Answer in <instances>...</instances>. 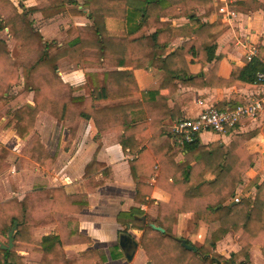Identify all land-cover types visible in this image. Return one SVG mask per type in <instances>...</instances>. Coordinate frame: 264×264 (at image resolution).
<instances>
[{
    "label": "trees",
    "instance_id": "obj_1",
    "mask_svg": "<svg viewBox=\"0 0 264 264\" xmlns=\"http://www.w3.org/2000/svg\"><path fill=\"white\" fill-rule=\"evenodd\" d=\"M72 4L74 7L68 9L67 5ZM75 4V0H38V6L24 7L0 0V32L7 29L26 54L25 59L13 58L6 41L0 38V116H10L6 127L13 124L15 133L25 139L33 129L36 114L48 111L62 122L92 118L99 134L106 129L116 131L122 151L126 153L128 149L134 155L128 163L135 183V202L154 203L149 198L153 186L169 194L167 202L158 201L155 218L138 206L120 211L116 217L125 226L121 232L126 233L128 227L142 231L140 244L148 264H194L195 261L197 264H234L235 254L226 258L215 248L221 237L239 231L240 250L246 255L244 250L259 246L264 256V182L257 185L253 196L240 197L234 204L228 202L235 196L242 174L252 166L253 156L245 147L252 133L233 134L228 144H202L196 134L191 141H182L176 146L171 141L175 134L169 127L160 126L151 111L152 107L165 103L164 97L157 90H148L141 98H134L138 89L133 76L134 69L157 68L164 74L163 85L170 83L173 88L174 81L209 86L212 78L221 86L237 82L251 85L256 72L264 71V62L254 56L244 67L235 68L227 79L217 75L205 79L201 73L190 72L186 57H196L201 64L211 61L224 31L223 23H201L193 12L194 7L204 6L207 9L204 15L209 16L212 0H83L82 7L88 9L91 24L69 28L62 43L43 41L29 15L37 10L44 17L66 10L81 14ZM180 17L188 18L193 25L194 38L162 56L171 38V20ZM111 24L120 25L123 34H118L117 29L111 30ZM62 61L76 68L98 65L117 69L102 72L99 82L91 84L89 96L67 95L58 100L53 90L57 83L63 84L56 74ZM22 66L27 78L20 91L10 93L11 86L18 84ZM121 67L131 69L119 70ZM31 91L33 105L25 102ZM237 104L214 106L225 109ZM166 115L175 122L181 119L170 110ZM179 151L184 153L181 162L175 160ZM6 152L0 145V167ZM21 153L46 169L53 161L35 133ZM101 167L95 159L86 166L89 187L104 184L107 168L101 170L103 179L96 180L91 174ZM141 177H154V185L140 180ZM87 205L85 198L69 195L62 187L37 189L21 200L11 198L1 202L0 241L7 237L14 222L17 226L14 248L0 249V264H25L16 248L28 250L30 257L38 259V264H104L106 256L102 251L90 250L71 259L63 251L66 243L78 238V219L73 215ZM183 213L192 215L195 228L200 223L206 226L204 241L196 250L187 248L186 245L193 244L177 233L178 217ZM55 224L59 226L57 235L44 236L40 241L34 237L36 227ZM111 257L116 259L117 255L111 252Z\"/></svg>",
    "mask_w": 264,
    "mask_h": 264
},
{
    "label": "crops",
    "instance_id": "obj_2",
    "mask_svg": "<svg viewBox=\"0 0 264 264\" xmlns=\"http://www.w3.org/2000/svg\"><path fill=\"white\" fill-rule=\"evenodd\" d=\"M10 1L16 5L13 0ZM18 1L23 3L24 7H32L38 4V0ZM75 1L77 2L75 6L81 14H72L66 10L50 17H44L37 10L29 15L35 20L37 27L32 25L42 35L43 41L56 40L62 43L69 28L91 24L88 18V9L82 7L83 0ZM224 1L236 12V16L229 22H224L217 12L220 0H212L213 7L208 10L209 16L204 15L207 13L204 6L193 8L194 14L200 17L201 23L219 22L224 24L223 34L216 43L215 56L211 61L201 64L196 57H186L190 72L193 74L201 73L205 79L212 75L227 79L235 68L244 67L247 61L243 42L254 44L257 47L255 58L264 62V0ZM73 7V4L67 5L68 9ZM171 23V38L162 50V56L194 38L192 35L193 25L188 18H175L171 20ZM110 27L113 31L117 29L118 34H123L120 25L117 27L116 24H111ZM60 31L65 32L62 40L59 39L62 35ZM152 31L153 29L150 30V32ZM9 38V40H5L8 49L12 46L10 43H16L11 36ZM218 56L220 57L215 66ZM115 69L117 68L98 65L76 68L62 61L56 70V74L64 85L55 84L56 88L53 92L57 95L58 100L65 99L67 95L87 97L89 96L88 92L91 91V84H97L101 79L100 74ZM129 69L131 67H121L119 70ZM133 76L138 89V92L133 94L134 98H141V95L148 90H157L159 95L164 97L165 103H160L158 107H152L151 111L154 117L159 120L160 126L170 129L176 122L173 117L166 115L167 110L178 114L181 119L192 118L207 107L221 106L222 104L229 106L234 102L239 104L249 95L264 93V85H245L237 82L229 86H221L218 85L215 78L210 80L212 84L209 86H194L174 81L173 84L176 87L173 88L170 83L163 85L164 74L157 68L134 69ZM14 87L16 88L15 85L11 86L10 93L18 92L13 90ZM32 100L33 91L28 94L25 102L33 105ZM9 119L10 116H0V145L7 150L4 163L0 167V203L11 198L21 200L33 190L62 187L67 194L83 197L88 202L86 207L73 215L78 219V238L63 246L66 258H76L84 252L98 250L106 256L104 264H148L147 255L140 244L142 231L128 227L125 234L131 236L137 242V246L133 248L130 240H128L130 243L127 248L122 249L118 239L119 234L124 233L121 230L125 226L118 223L116 217L120 211H127L133 206H138L146 214L155 218L158 201L167 202L169 194L153 186L149 198L153 199L154 203L147 205L135 202V183L130 174L128 163L134 155L129 153L128 149L126 153L122 151L118 143L117 132L106 129L99 134L92 118L69 119L62 122L48 111H39L35 116L31 133L25 139H21L15 133L13 124L6 127ZM34 133L39 136V141L47 154L53 158L48 169L39 166L30 157L21 153V149ZM244 133H252L250 138L245 141V147L253 159L252 166L242 174L241 183L236 188L235 196L239 197L253 196L257 185L264 182V108L256 118L244 120L232 130L223 133L202 131L198 134L202 144L211 142L228 144L231 142L233 134ZM171 141L179 146L177 138L173 137ZM183 154V151H179L175 160L181 162ZM93 159L102 164L97 173H91L96 180L103 179L101 174L103 168H107L109 171L104 184L95 188L87 185V177L85 176L86 166ZM14 161L16 162L15 168L10 170L18 169L19 172L14 174L16 180L11 182L8 178V172L5 170L8 164L11 165ZM17 179H21L20 184L16 182ZM140 180L151 185L155 183L154 177H141ZM20 190L23 192L22 195H17L16 192ZM10 193H13L14 196L8 195ZM228 202H233L232 198ZM190 219L192 220V215L189 213L179 215L177 233L188 239L195 247L201 246L206 234V226L203 223H200L197 229L189 230L186 235L182 234L183 222ZM191 222L193 223V221ZM58 233L59 226L56 224L36 227L33 231L34 237L39 241L44 236L57 235ZM240 234L241 231L229 232L221 237L216 243L215 251L226 258L235 254L234 264H264V256L259 246H252L248 250H244L246 255L243 250H240L241 247L237 242ZM135 236L136 238H134ZM111 248H117V250H110ZM15 251L24 257L25 264L39 263L38 259L30 257L28 250L16 249ZM111 252L117 255L116 259L111 257ZM127 256H131V259H128Z\"/></svg>",
    "mask_w": 264,
    "mask_h": 264
},
{
    "label": "built area",
    "instance_id": "obj_3",
    "mask_svg": "<svg viewBox=\"0 0 264 264\" xmlns=\"http://www.w3.org/2000/svg\"><path fill=\"white\" fill-rule=\"evenodd\" d=\"M217 12L224 22H229L236 16V12L224 0H220ZM243 46L246 49V61H250L256 55L257 47L247 42H243ZM254 84L264 85V71L256 72ZM263 108L264 93H256L247 96L242 103L234 107L225 109L207 107L195 117L180 119L171 127V130L179 143L191 141L196 134L202 131L223 133L227 129H233L244 120L256 118ZM239 199V196H234L232 201L238 202Z\"/></svg>",
    "mask_w": 264,
    "mask_h": 264
},
{
    "label": "rangeland",
    "instance_id": "obj_4",
    "mask_svg": "<svg viewBox=\"0 0 264 264\" xmlns=\"http://www.w3.org/2000/svg\"><path fill=\"white\" fill-rule=\"evenodd\" d=\"M66 1V0H65ZM13 2H15L16 3V5L17 6H24V4L23 3H21L20 1H18V0H13ZM20 3V4H19ZM38 6V5H37ZM32 17L30 16L29 17V19L32 21V24L34 25V27H37V25L35 24V20L32 18ZM119 32V31H118ZM60 33L62 34L60 37H59V39H61L62 40V38H63V34H65V32H61L60 31ZM0 38H2V39H4V40H9L10 38V35L7 33V31H6V29L5 30H3L2 32H0ZM16 43H14V44H12V43H10V45H12L8 50H9V53L12 55V56H14L15 58H23V59H25L24 57H25V55L26 54H24L23 52H21V47H19L20 46V43L19 42H17V41H15ZM38 53V52H37ZM20 74H21V77H20V82L17 84V85H15L16 86V88L14 87V89L13 90H15V91H19V90H21L22 89V87H23V83L25 82V80H26V70H25V67L24 66H22L20 69ZM15 161L14 162H12V164L10 165V164H8V167H6V172H8V178H9V181H11V182H14L15 180H16V178H15V176H14V174L15 173H18L19 172V170L17 169V170H15V171H11L10 169H13L14 170V168H15ZM10 170V171H9ZM18 181H16L17 183H21L20 181H21V179H17ZM13 184V183H12ZM21 186V185H20ZM81 188V187H80ZM21 190L20 191H17L16 193H17V195H22V193L23 192H21ZM8 195H10V196H14V194L13 193H10V194H8ZM191 221H193V219L191 220H189V221H184L183 222V224H182V234H184V235H186L187 234V232L189 231V230H192V229H197V227L195 228V226H194V223H192ZM134 238H136V236L134 237ZM7 242V237H4V238H2L1 239V241H0V243H6ZM14 248V243H13V247L11 248V249H13ZM17 250H24L23 248H16ZM194 264H197V262L195 261L194 262Z\"/></svg>",
    "mask_w": 264,
    "mask_h": 264
},
{
    "label": "water",
    "instance_id": "obj_5",
    "mask_svg": "<svg viewBox=\"0 0 264 264\" xmlns=\"http://www.w3.org/2000/svg\"><path fill=\"white\" fill-rule=\"evenodd\" d=\"M232 204H234V202H231ZM17 223L14 222L12 228L9 229L8 233H7V242L6 243H0V249H4V250H10L13 247V243H14V231L16 229ZM159 230L163 231L162 228H159ZM130 240L133 248H135L137 246V242L131 238V236H129L128 234L125 233H121L119 234V239H118V243L120 245V247L122 249L127 248V241ZM187 248L191 249V250H196V247L194 245H186ZM128 259H131V256H127Z\"/></svg>",
    "mask_w": 264,
    "mask_h": 264
},
{
    "label": "flooded vegetation",
    "instance_id": "obj_6",
    "mask_svg": "<svg viewBox=\"0 0 264 264\" xmlns=\"http://www.w3.org/2000/svg\"><path fill=\"white\" fill-rule=\"evenodd\" d=\"M129 243H130V242L128 241V242H127V245H128Z\"/></svg>",
    "mask_w": 264,
    "mask_h": 264
}]
</instances>
